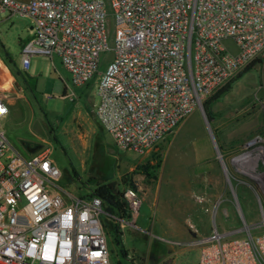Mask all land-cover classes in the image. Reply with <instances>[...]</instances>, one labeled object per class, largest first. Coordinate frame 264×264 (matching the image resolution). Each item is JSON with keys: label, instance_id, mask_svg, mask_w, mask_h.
<instances>
[{"label": "built area", "instance_id": "built-area-1", "mask_svg": "<svg viewBox=\"0 0 264 264\" xmlns=\"http://www.w3.org/2000/svg\"><path fill=\"white\" fill-rule=\"evenodd\" d=\"M0 4L3 10L31 18V35L22 49L23 70L32 54L57 53L73 82L88 84L99 72L100 54L113 51L97 84L95 111L120 147L138 152L175 130L248 64L259 61L264 68V0H0ZM108 7L114 17L113 45L108 42ZM0 57L10 69L1 53ZM1 75L0 67V79ZM9 88L0 87V120L10 109ZM258 140L264 141V136H255L247 147ZM261 146L255 154V147L244 151L259 155L251 169L243 164L240 168L250 169L260 187L261 220H244L242 226L226 231L215 228L194 240L201 247L198 264H264V230H257L264 227ZM52 153V143L46 141L25 155L0 127V264H112L101 217L111 213L104 209V200L58 186L62 169ZM124 195L135 221L144 196L131 185Z\"/></svg>", "mask_w": 264, "mask_h": 264}, {"label": "rangeland", "instance_id": "rangeland-1", "mask_svg": "<svg viewBox=\"0 0 264 264\" xmlns=\"http://www.w3.org/2000/svg\"><path fill=\"white\" fill-rule=\"evenodd\" d=\"M108 13V42L113 45L111 7ZM31 24L29 16L12 14L0 4V52L8 56L15 71L21 70L19 74L12 72L0 57V87H10L7 91L10 109L0 120V127L25 155L46 141L51 142L53 158L62 169L56 184L75 194L90 192L97 179L111 182L120 190L135 181L144 196L141 208L144 218L137 217L130 222V217L126 219L129 223H124L116 215V209L104 203V209L111 213L104 212L101 217L108 233L112 264H181L179 250L195 245L192 242L202 237L183 240L178 220L184 214V203L199 198L200 192H209L213 182L219 181L218 177L213 181L202 180L199 173L209 172V165L197 162L219 154V150L221 166L211 170L218 173L221 187H226L223 192L234 194L235 189L248 221L252 222L250 218L255 222L261 220L262 208L257 195L260 187L250 173L257 156H246L250 158L244 167L250 168L248 172H234L229 163L230 156H238L253 147L255 154L264 145V141L258 140L247 147V142L255 136H264L261 62L254 61L237 72L203 100L204 110L195 109L175 130L145 152H138L120 147L95 111L99 103L97 84L113 51L108 49L100 54L99 72L88 84H75L72 73L57 53H34L29 67L23 70L22 49L30 38ZM14 80H18L19 87ZM228 83L231 86L212 101L208 113L205 103ZM209 114L213 115L212 120ZM193 115L196 121L185 122ZM234 215H230L227 223L242 225L237 208V219L232 218ZM123 227L126 229L118 243L116 234Z\"/></svg>", "mask_w": 264, "mask_h": 264}, {"label": "crops", "instance_id": "crops-1", "mask_svg": "<svg viewBox=\"0 0 264 264\" xmlns=\"http://www.w3.org/2000/svg\"><path fill=\"white\" fill-rule=\"evenodd\" d=\"M193 120L196 121V116L194 115L188 117L185 122H194ZM180 124H182V122ZM245 153L246 152L239 153L238 155L241 156L238 160L236 159L237 161L234 159V156L229 157V163L231 164V167L234 168V172L238 173L241 170L240 168H242V164L247 167L245 161L248 160V158H245ZM203 162L209 165V172H200V177L202 176L201 179L213 181L214 178L218 177L217 180L219 181L213 182V187L209 192H200L198 194L200 196L199 198L191 199L184 203V214L182 215V218L178 220L180 221V232L184 241L192 237L208 235L215 228H218L221 231H226L242 226L243 224L230 226L227 223V219L231 214H235L232 218L237 219L236 208L239 210L243 222L244 220L248 221L240 203L239 192H235L234 194L223 192V190L226 189L224 186L225 182L223 184L224 187H221V180L219 179L218 173L216 174L211 170V168H220L221 159L219 154H211L207 158L199 160L197 163L202 164ZM250 167L252 168L253 166L251 165ZM235 177L237 178V175H235ZM201 198H204V201H201ZM138 217L144 218V214L140 213ZM250 219L252 222H248L255 223L253 218ZM120 220H123L124 223H129V221L124 218H120ZM132 221L133 220L131 219L130 222ZM122 229V234H124L126 228L123 227ZM200 252L201 247L198 245L182 247L179 250V253L182 255L180 258L181 264H198Z\"/></svg>", "mask_w": 264, "mask_h": 264}, {"label": "trees", "instance_id": "trees-1", "mask_svg": "<svg viewBox=\"0 0 264 264\" xmlns=\"http://www.w3.org/2000/svg\"><path fill=\"white\" fill-rule=\"evenodd\" d=\"M2 56L4 57V59L6 60L7 64L11 68V71L19 74V72L21 70L20 69H19L20 71H18V70L15 71L14 70V68L12 67L11 62L8 60V56L6 54L5 55L2 54ZM252 64L253 63H251L250 65H252ZM230 86H231V84H229V83L226 84L218 92H216L210 99H208V101L205 103V107H206L208 113H210L209 109H210L212 101L214 99H216L217 97H219L227 89H229ZM209 118L212 120L213 119V115L209 114ZM96 181L97 182H96L95 186L92 188V191L89 192L88 194L89 195H94V194L99 195L104 200V203H106L108 206L113 207L114 209H116V211H117L116 215L118 217L124 218V219H129L131 217V212L129 210L128 202L126 200V197L124 195V190H120L119 188L114 186L113 183H111V182H101V180H99V179H97ZM129 185L137 186L135 184V181H133V180L129 182ZM122 233H123L122 230H118V233L116 234V240H117L118 243L121 242L120 235H122ZM123 252L126 253V249H123Z\"/></svg>", "mask_w": 264, "mask_h": 264}, {"label": "water", "instance_id": "water-1", "mask_svg": "<svg viewBox=\"0 0 264 264\" xmlns=\"http://www.w3.org/2000/svg\"><path fill=\"white\" fill-rule=\"evenodd\" d=\"M15 85H16L17 87H19V82H18V80H15ZM201 107L203 108V104L201 105ZM203 110H204V108H203ZM205 114H206V113H205ZM206 118H207L206 120H207L208 126L210 127V120H209L208 117H206ZM219 155L222 156L220 150H219ZM234 159H236V158L234 157Z\"/></svg>", "mask_w": 264, "mask_h": 264}, {"label": "bare ground", "instance_id": "bare-ground-1", "mask_svg": "<svg viewBox=\"0 0 264 264\" xmlns=\"http://www.w3.org/2000/svg\"><path fill=\"white\" fill-rule=\"evenodd\" d=\"M245 154H246L245 156H247V155H248V156L253 155V154H252L251 152H249V151L246 152ZM258 155H259V154H256L257 157H258ZM240 156H241V155H238L236 158H238V157H240Z\"/></svg>", "mask_w": 264, "mask_h": 264}]
</instances>
